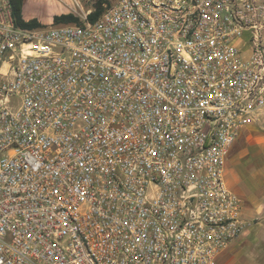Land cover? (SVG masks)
<instances>
[{
	"label": "built area",
	"instance_id": "2783aa9c",
	"mask_svg": "<svg viewBox=\"0 0 264 264\" xmlns=\"http://www.w3.org/2000/svg\"><path fill=\"white\" fill-rule=\"evenodd\" d=\"M24 27L0 0V264H218L224 178L264 107V0H108Z\"/></svg>",
	"mask_w": 264,
	"mask_h": 264
},
{
	"label": "crops",
	"instance_id": "0c3cea01",
	"mask_svg": "<svg viewBox=\"0 0 264 264\" xmlns=\"http://www.w3.org/2000/svg\"><path fill=\"white\" fill-rule=\"evenodd\" d=\"M224 178L243 199L249 225L221 252L218 264H264V107L230 145Z\"/></svg>",
	"mask_w": 264,
	"mask_h": 264
},
{
	"label": "rangeland",
	"instance_id": "374dc122",
	"mask_svg": "<svg viewBox=\"0 0 264 264\" xmlns=\"http://www.w3.org/2000/svg\"><path fill=\"white\" fill-rule=\"evenodd\" d=\"M97 0H23L22 15L39 20L41 26L55 24L54 16L80 13L82 9L94 8ZM30 20V19H29Z\"/></svg>",
	"mask_w": 264,
	"mask_h": 264
},
{
	"label": "trees",
	"instance_id": "16d2710c",
	"mask_svg": "<svg viewBox=\"0 0 264 264\" xmlns=\"http://www.w3.org/2000/svg\"><path fill=\"white\" fill-rule=\"evenodd\" d=\"M108 2V0H97L95 2L94 11L89 15L90 19L95 18L101 11H102V3ZM11 6H12V12L13 16L15 18V22L19 26L24 27H36L40 26L41 24L36 19H30V20H24L22 17V3L23 0H10ZM78 17L74 15L73 13H67V14H60L54 16L55 23L64 22V23H70L77 21Z\"/></svg>",
	"mask_w": 264,
	"mask_h": 264
}]
</instances>
